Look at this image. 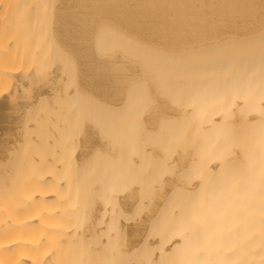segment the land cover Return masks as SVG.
Listing matches in <instances>:
<instances>
[{
  "label": "bare ground",
  "instance_id": "bare-ground-1",
  "mask_svg": "<svg viewBox=\"0 0 264 264\" xmlns=\"http://www.w3.org/2000/svg\"><path fill=\"white\" fill-rule=\"evenodd\" d=\"M170 1L0 0V264H58L61 246L83 255L81 264H264V15L238 14L236 0V8L226 0L236 14L202 13L200 0L201 13L214 15L209 25L188 16L177 28L168 6L180 16L188 1ZM159 12L176 26L167 29L164 16L165 26L146 22ZM42 16L54 17L45 33L33 27ZM52 35L77 54L76 64L63 58L75 64L71 89L72 78L58 82L62 56L38 68ZM24 81L33 92H20ZM54 91L63 94L51 106L62 119L51 128L63 137L73 125L75 163L52 158L41 169L37 160L33 173L11 156L6 163L19 153L33 96Z\"/></svg>",
  "mask_w": 264,
  "mask_h": 264
},
{
  "label": "rangeland",
  "instance_id": "rangeland-1",
  "mask_svg": "<svg viewBox=\"0 0 264 264\" xmlns=\"http://www.w3.org/2000/svg\"><path fill=\"white\" fill-rule=\"evenodd\" d=\"M173 1H174V2H173ZM176 1H177V0H171L170 2H173V3H174V4H172V5L178 4L179 7L182 5L181 10H183V12H185V13L182 12V13H181L182 15L179 16L178 14H176V11H175L176 8H178L177 5L170 7L171 5H169V3L166 4V10H167L168 8H169L168 10H171L173 7H174V8L176 7L175 10H174V8H173V10H172L173 12H170V13L168 14V16L171 17V16L174 15V14H175L176 16H178V17H177L178 19L176 18V19H177L176 23L179 22L178 24H180V22H181V24H180V27H177V28H181L184 24H186V23H184V21L187 22V20H188L187 23H190V25L193 24L192 21L194 22V24H197V23H198L199 21H201V20L204 21V24L209 25V24L207 23V20H206V19L210 18V17L213 15V14L211 13V12H213V11H214L213 13H214V14L217 13L218 16H219V13H220V15H222V14H223V15H224V14L232 15V14H236L235 12H237V13L239 12L238 14H240L242 11H244V10L247 8L246 11H245V13L242 12L243 15L246 16V17H248V16H254L253 14L256 13V12L259 13V14L256 13L257 15H262V13H263V15H264V7H263V6H264V2H263L264 0H259V1H258V0H256V1H255V0H253V1L250 0V2H246V0H244V1L236 0V1L239 2L240 4L237 3V2L234 1V0H228L229 3H232V2L234 1L232 4H234L235 6L232 5V4H229L226 0H224V1L222 0V2H221V0H220L221 4L224 3V2L226 3V5L223 4L224 6H223V5H220V6L217 5L218 3H220V2H218L219 0H215V1H217L218 3L215 2V1H213V0H211L213 5H210L211 1L209 2V0L207 1L206 4H204V2H206V0H203V1H202V0H201V1H200V0H193L194 2H192V1H190V0H187L188 2H187V1H183V2H187V4H188L187 6H186V3L184 4V3L182 2L183 4L180 3V4H181V5H180L179 3H176ZM178 1H180V0H178ZM189 1H190V2H189ZM196 1H200V2L197 3ZM247 1H249V0H247ZM257 1H258V2H257ZM191 2H192V3H191ZM208 2H209V3H208ZM235 2H236V4H237V6H238V5L241 6V5H242V2H243V5L245 4L247 7H245V6L242 5L243 8L245 7V8L242 10L241 7L238 6V8H237V9L239 10V11H238V10L235 9V8L237 7L236 4H235ZM245 2H246V3H245ZM251 2L253 3V5H254L255 3H257L258 5L256 4V5L252 6V3H251ZM254 2H255V3H254ZM260 2H261V3H260ZM193 3H194V5H193ZM196 3H197V5H199V6L201 5V6H200V7L197 6ZM214 3H216V4H214ZM227 3L229 4V6L232 5V6H230L231 8L228 7ZM247 3H249V5H248ZM170 4H171V3H170ZM190 4H191L193 7H194V6H197V9H198L199 11H200L199 8H201L202 13H204V12H203L204 10H206V11H207V10H209V11L212 10V11H211L210 13H208L209 11L207 12V14H209V16L206 15V12H205L204 15H206V16H204V15L201 13V11H200V13H201V14H200V13L198 12V10L195 9L196 7H194V9H195V13H194V10H192L193 14H190V13H191V11H190L191 8H189V11L187 12L188 7H192V6H190ZM202 4H203V5H202ZM262 4H263V5H262ZM167 5H169L168 8H167ZM184 5H185V6H184ZM205 5H206V6H205ZM207 5H208L209 7H210V6H211V7L209 8ZM216 5H217L218 7H215ZM259 5H260V6L262 5V6L260 7ZM202 6H204V8H202ZM221 6L226 7V8L224 9V8L221 7ZM233 6L235 7L234 9H232ZM250 6H251V7H250ZM256 6H257V7H256ZM185 7H187V9H185ZM193 7H192V8H193ZM198 7H199V8H198ZM206 7H208V9H207ZM252 7H253L254 9H253ZM259 7H260V8H259ZM262 7H263V8H262ZM182 8H183V9H182ZM211 8H212V9H211ZM215 8H219V9H216V10H215ZM221 8H222L223 10H225V11L227 10L228 13H227V12H224ZM227 8H228V9H227ZM239 8L241 9V11H240ZM178 9H179V8H178ZM202 9H204V10H202ZM231 9H232V14H231V12H230ZM250 9H251V10H250ZM168 10H167V11H168ZM184 10H185V11H184ZM217 10H218V11H217ZM219 10H220V12H219ZM233 10H234V11L236 10V11L234 12ZM247 10L251 11V14H250V15H249L250 12L247 11ZM252 10L254 11L253 14H252ZM256 10H258V11H256ZM260 10H261V11H260ZM222 11H223V12H222ZM135 12H136V13H135ZM135 12H134V15H133L132 19L134 18L135 23H137V21L139 22V21L141 20V19H140V16H139L140 12H139V13H137L138 11H135ZM218 12H219V13H218ZM221 12H222V13H221ZM233 12H234V13H233ZM164 13H165V11H164ZM172 13H174V14H172ZM186 13H187V15H183V14H186ZM188 13H189V15H188ZM197 13H198V14H197ZM242 13H241V14H242ZM247 13H248V14H247ZM136 14H137V16H136ZM171 14H172V15H171ZM194 14H195V15H194ZM210 14H211V15H210ZM217 14H215V16H217ZM256 14H255V16H256ZM165 15H167V14H162L161 12H159V14L152 15L153 18H154V17H158L157 19L154 18V20H153V18H150V19L147 20L146 22L150 21L151 23H148V24H151V25H152V24L157 25L156 22H158V21L160 20L161 16H164V17H162V19H163L164 22H165L164 24L166 25V24H168V22H169V25H171V26H168V27H167V25H166V28H167V29H168V28L171 29L172 26H176V25H174V23H171V22H175V20H174V21H173V20H170L171 18L168 20V19H166L168 16L166 17ZM191 15H192V17H191ZM152 16H151V17H152ZM188 16H189V18H190L191 21H189V19H187V18H186L187 20H184L185 17H188ZM213 16H214V15H213ZM44 17H45L46 19H44ZM51 17H52V16H51ZM51 17H48V16H42V18L40 17V20L42 19L41 22H43V24H42L41 22H38L39 25L34 23L35 26H33V27L38 28V29H41V30H45V27H47L46 24H47V23L49 24L50 21H51V22H50V24H51L52 21H54V20H53L54 17H53V18H51ZM137 17H139V18H137ZM159 17H160V18H159ZM182 17H184V18H182ZM193 17H194V18H193ZM49 18H50L51 20H50ZM58 18H59V17H57V19H58ZM179 18H180V20H179ZM196 18H197V19H196ZM24 19H25V18H24ZM26 19H27V18H26ZM130 19H131V18H130ZM132 19H131V20H132ZM137 19H138V20H137ZM158 19H159V20H158ZM162 19H161V21H162ZM181 19L184 20V21L182 22ZM193 19H195V20H193ZM44 20H48V21L50 20V21L48 22V21H44ZM55 20H56V17H55ZM134 20L132 21L133 24H134ZM136 20H137V21H136ZM198 20H199V21H198ZM155 21H156V22H155ZM161 21H159L158 23H161V25L165 26V25L163 24V21H162V22H161ZM166 21H167V22H166ZM170 21H171V22H170ZM195 21H197V23H195ZM132 22H131V23H132ZM153 22H154V23H153ZM40 23H41V25H43V26H41ZM183 23H184V24H183ZM191 23H192V24H191ZM201 23H202V22H201ZM24 24H25V23H24ZM24 24H22L21 27H27V24H25L26 26H24ZM34 24H33V25H34ZM28 25L30 26V25H32V24L28 23ZM181 25H182V26H181ZM188 25H189V24H188ZM188 25H187V26H188ZM38 26H39V27H38ZM159 26H160V24H159ZM185 26H186V25H185ZM185 26H184L182 29L187 28V27H185ZM33 27H32V28H33ZM40 27H41V28H40ZM43 27H44V29H43ZM47 28H49V25H48ZM77 29H78V30H82V29H79L78 26H77ZM46 30H47V29H46ZM46 30H45L43 33L48 32V31H46ZM94 31H95V29H94ZM41 32H42V31H41ZM70 32H71V31H70ZM70 34H72V33H70ZM110 34H111V36L109 35L108 37H113V36L123 35L122 32L119 33V34H117V33H110ZM30 35L33 37V34H32V33H30ZM41 35H42V34L40 33V38L42 37ZM3 36L5 37V35H3ZM31 36H28V38H31ZM52 38H53V39H51V41H48L49 43H47V44H49V48H48V46H46V50H45V51L47 52V57H48V58H47V57H44V58L42 59L43 61L41 62V64H39L38 68L45 69V67H46V69H47V67H49V65L51 66V64H53L54 62L59 61V59H60V61H61V57L59 58V56H62V59H63V58H67V57H65V56H68V58L70 57V60H71V59H72V60H75V61H73V63L75 62V64H76L77 61H78V60L76 61V59H77V54L74 53V52H75L74 49H71V48L68 47L67 42L63 40L64 37H62V38H60V39L55 38V39H56V40H55L54 37H53V35H52ZM94 38H96L95 35H94ZM43 39H44V38H43ZM58 40H60V41H58ZM61 40H63L64 42H63V41L61 42ZM56 41H57V42H56ZM62 43H63V44H62ZM113 43H115V42H112L111 44L109 43L110 46H113V45H114ZM117 43L119 44V42L116 41V43H115L114 46H117V45H116ZM66 44H67V45H66ZM52 45H53V46H52ZM54 46H55V47H54ZM56 46H57L58 48H59V46H60L61 48H59V50H58V49L56 48ZM63 46H64L65 48H63ZM114 46H113V48L111 47V48L113 49V51H114ZM48 49H49V50H48ZM56 49H57V50H56ZM69 49H70V51H69ZM47 50H48V51H47ZM61 50H62V51H61ZM71 50H72L73 52H71ZM98 50H99V49H98ZM50 51H51V52H50ZM63 51H64V52H63ZM65 51H66V52H65ZM68 51H69V52H68ZM95 51H96V50H95ZM95 51H94V52H95ZM115 51H116V50H115ZM96 52H98V51H96ZM50 53H52V54H50ZM58 53H59V55H58ZM64 53H65L66 55H65ZM72 53H73V54H72ZM61 54H62V55H61ZM63 54H64V57H63ZM71 54H72V55H71ZM45 55H46V54H45ZM74 55H76V56H74ZM50 56H51V57H50ZM54 56H55V57H54ZM72 56L75 57V59H73ZM57 57H58L59 59H58ZM63 60H65V59H63ZM70 60H67V61L65 60V61H64L65 66L63 65L64 67L61 69V70H62V74L64 73V74L61 76L62 79H60L61 77H58V78H59L58 82H59L60 84H61V82H62L63 80H65L64 78H66V80L72 78L71 80H69L70 83L68 82V84H67V85H68L67 87H68V88L70 87L69 89H71V87L73 88V85H74V84H73V81H74V80H73V78H74V74H73V72H75V71H72V68H71V67H72L73 65H75V64H73L72 62H70ZM72 60H71V61H72ZM111 60H113V59H111ZM46 61H47V63H49V65L46 63ZM48 61H49V62H48ZM68 61H69L70 63H68ZM71 63H72L73 65H72ZM66 64H67V65H66ZM69 65H70V66H69ZM28 67H29L30 69H29V68H25V69H24V72H25V71L28 72L29 70L32 71V69L36 68L35 66L33 67V65H32L31 67H30V66H28ZM31 68H32V69H31ZM38 68H37V69H38ZM65 68H66V69H65ZM27 70H28V71H27ZM73 70H74V69H73ZM30 71H29V72H30ZM64 71H65V72H64ZM22 72H23V70H22ZM26 72H25V73H26ZM25 73H22V74H25ZM81 74H82V73H81ZM26 75H27V74H26ZM72 75H73V77H72ZM64 76H65V77H64ZM63 77H64V78H63ZM58 78H57V79H58ZM60 80H61V81H60ZM59 83H57V84L59 85ZM5 84H6V85H4V88H5V86H8V87H9V85H8L7 83H5ZM23 84H24L25 86H23V85L21 86V83H20V86L22 87V89H23L24 91H23V90H22V91L20 90V88H21L20 86H19L20 88H18V89H16V90H18V91L20 90V92H25V93H26V91H27V92H28V91L30 92V91H31L30 89H32V88L34 87V86H31V85H30L31 83H30V84H29V82L26 83V81H24ZM72 84H73V85H72ZM29 85L31 86V88L29 87ZM36 86H37V85H36ZM29 88H30V89H29ZM53 89H54V88H53ZM25 90H26V91H25ZM51 91H52V90H51ZM63 91H64V90H63ZM85 91H86V90H85ZM31 92H33V91H31ZM56 92H57V91H54L53 93H50V92H49L50 95H48V94H46V93H45L44 95H43V93H42L41 95L38 94V95H36V96H37V99H34V96H33V99H32V100H36L35 103L37 102L36 104L33 103V105L36 106V109H37V110L33 107V105H31L32 107L30 106V109H29V110L27 109L29 112L26 110V112H24V114H22V116H24V118H22V119L25 120V117H26V116H27L26 118H28V120H25V121H29L30 118H31V120H33L32 118H34L35 116H36V117H40V118L44 117V120H43V118L41 119V120H43L44 123H43V122H42L43 124L38 123V125L36 126L37 122H36V124L34 125V124H33L34 122H33V123H32V122L30 123V121H31V120H30L28 123H27V122L25 123V121H24V124H21V127H22V126H23V127L20 128L21 130L19 129V130H20V133H19V134H21V136H22V135H24V136H23V137L19 136V139H17V141H18V142H17V144H18L17 152H19L20 154H19V153H16L15 151L12 152V155H11V153H10V155L8 154V155H7V158L9 157V159L6 160V163L11 164V163H12L11 161H13V160L16 159V161L19 162L20 165H21V163H22L20 170H24V169L28 170V169H30V171H32V173H33V167L35 166V162H36V165H39L38 162H40V166H41V165H42V166H41V167L38 166V167L41 168V169L44 168L45 166L48 167L49 165L54 166L55 164H57V165H61V166H63V165L66 164L65 166H69V164H70V166H72V165L75 163V162H74V161H75V159H74V158H75V156H74L75 154H74V153L77 151V150H75V148L78 149V148H77V146H78V141H77V140H79V139H78V137H77L78 134H76V132H74V130H72L73 125H72V127L68 125L69 128H67V129H66V128L63 129V131H64V130H65V131L68 130L67 132H69V134H68L67 132H65V131H64V132H65V134L67 133L66 135H71V136H66L65 134H62L63 137H59V135L57 136V132H58V131L56 132V129H54L55 132L52 130V129L55 127V126H54L55 123H56L55 121H57V120L60 121V120L62 119L60 116H59V119H58V115L55 114L56 112H55V113L53 112V108L51 107V106H52V102L55 103L56 101L60 100L61 98L63 99V97L58 96V95H63V94H59V93H58V95H57ZM60 93H62V92L60 91ZM26 94H27V93H26ZM53 94L56 95V96H55V97L52 96ZM28 95H29V94H28ZM30 95H31V93H30ZM39 95H40V96H39ZM46 95H47L48 97H46ZM26 96H27V95H26ZM36 96H35V97H36ZM38 96H39V97H38ZM42 96H43V97H42ZM44 96H45L46 98H45ZM49 96H50V97H49ZM51 96H52V97H51ZM92 97H93V96H91V97L89 96V98H91V99H94V98H95V97H94V98H92ZM43 98H44V99H43ZM49 98H50V99H49ZM54 98H55V99H54ZM58 98H59V99H58ZM89 98H87V99L90 100ZM84 99H85V98L83 97V99H79V100H84ZM87 99H85V101H86ZM54 100H55V101H54ZM45 101H46V103H45ZM50 101H51V102H50ZM85 101H84V102H85ZM90 101H91V100H90ZM92 101H95V99L92 100ZM33 102H34V101H33ZM60 102H63V101L60 100ZM85 103H86V102H85ZM92 103H96V101H95V102H92ZM40 104H41V105H40ZM42 104H44V105L42 106ZM50 104H51V105H50ZM61 106H62V107H61ZM39 107H40L41 109H40ZM60 107H61V108H64L63 105H60ZM33 108H34V109H33ZM146 108H148V106H147ZM42 109H43V110H42ZM44 109H45V110H44ZM33 110H34V112H32ZM48 110H49V111H48ZM27 112H28V114H27ZM146 112H147V113H146ZM146 112H145V114L148 115V110H147ZM32 113H35V114L32 115ZM39 113H40V114H39ZM42 113H43V114H42ZM50 113H51V114H50ZM53 113H54V114H53ZM52 114H53V115H52ZM30 115H31V116H34V117H31ZM41 115H42V116H41ZM44 115H45V116H44ZM56 115H57V116H56ZM124 115H130V113H128V111H124ZM49 116H50V117H49ZM46 117H47V118H46ZM48 117H49V118H48ZM56 118H57V120H56ZM51 121H52V122H51ZM45 122H46V123H45ZM67 122H68V121H67ZM69 122H70V121H69ZM52 123H54V124H52ZM61 123H62V122H61ZM64 123H66V122H63V124H64ZM70 123H71V122H70ZM70 123H69V124H70ZM46 124L49 125L50 128H48ZM66 124H68V123H66ZM66 124H64V126H65ZM71 124H73V123H71ZM28 125H29V126H28ZM41 125H43V126L46 125V126H44V127L42 126V127H43V128H42V127H40ZM52 125H53V126H52ZM77 125H78V124H77ZM142 125H143V124H142ZM25 126H28V127H25ZM32 126H33V127H32ZM38 126H39V127H38ZM61 126H62V125H61ZM74 126L76 127V128L74 127L75 129H77V130L80 129V128H77L76 125H74ZM45 127H47L48 129H46ZM51 127H53V128H51ZM65 127H67V126H65ZM62 128H64V127H62ZM70 128H71V129H70ZM74 128H73V129H74ZM41 129H42V130H41ZM49 129H50L51 131H50ZM39 130H40L41 132H40ZM59 130H60V129H59ZM69 130H70V131H69ZM37 131H38V132H37ZM52 131H53V132H52ZM78 131H79L78 133H80V130H78ZM46 132H47V133H46ZM60 132H61V131H60ZM73 132H74V133H73ZM39 133H40V135H41L42 137L39 135ZM45 133H46V134H45ZM50 133H52V134H50ZM53 133H54V134H53ZM62 133H63V132H62ZM43 134H44V135H43ZM48 134H49V135H48ZM60 134H61V133H60ZM75 134H76V135H75ZM46 135H47V136H46ZM51 135H52V136H51ZM62 135H61V136H62ZM35 136H36V137H35ZM45 136H46V137H45ZM49 136H50V137H49ZM55 136H56V137H59V138H61V139H58V138H56ZM65 136H66V138L68 137V139H66ZM52 137L55 138V139L52 140ZM17 138H18V137H17ZM34 138H36V139H34ZM45 138H46V139H45ZM49 138H50V139H49ZM64 138H65V139H64ZM73 138H74V140H73ZM20 139H21V140H20ZM22 139H23V140H22ZM56 139H58V140H56ZM62 139H63V140H62ZM69 139H70V140H69ZM75 139H76V140H75ZM95 139H96V137H95ZM19 140H20V141H19ZM34 140H35V141H34ZM48 140H49V141H48ZM65 140H67V141H65ZM37 141H38V142H37ZM68 141H69V142H68ZM34 142L37 143V145H36ZM44 142H46V143H44ZM47 142H48V143H47ZM58 142H59V143H58ZM66 142H67V144H66ZM93 142H94V139H93ZM49 143H50V144H49ZM52 143H54V146H52V145H53ZM57 143H58V144H57ZM60 143H61V144H60ZM19 144H20V145H19ZM29 144H30V146H29ZM34 144H35V145H34ZM55 144H56V145H55ZM68 144H69V145H68ZM73 144H74V145H73ZM76 144H77V145H76ZM40 145H41V146H40ZM59 145H60V146H59ZM64 145H65V146H64ZM36 146H39L40 148H39V147H36ZM48 146H49V147H48ZM58 146H59V147H58ZM72 146H74V148H73ZM64 147H65V148H64ZM71 147H72V148H71ZM20 148H21L22 150H21ZM25 148H26V149H25ZM36 148H37V149H36ZM38 148H39V149H38ZM50 148H51V149H50ZM52 148H54V149H52ZM56 148L58 149V152H56V151H57ZM18 149H19V150H18ZM48 149H49L50 151H53V150H54V151L56 152V154H57V153H58V154L55 155V154H54V153H55L54 151H53V152H50V151H48ZM71 149H73V150H71ZM20 150L22 151V153H21ZM24 150H26V151H24ZM40 150H41V151H40ZM42 150H43V151H42ZM74 150H75V151H74ZM42 152H43V153H42ZM48 152H50V153H48ZM61 152H63V153H61ZM64 152H65V153H64ZM25 153H26V154H25ZM51 153H52V154H51ZM70 153H71V155H69ZM36 154H39V156L36 155ZM40 154H42V155L40 156ZM43 154H44V155L47 154L48 156H47V155L44 156ZM53 154H54V155H53ZM60 154H61V155H60ZM73 154H74V155H73ZM20 155H21V156H20ZM49 155H50V156H49ZM59 155H60L61 157H60ZM72 155H73L74 157H73ZM10 156H11V159H12L11 161H10ZM37 156H38V157H37ZM52 156H54V157H52ZM167 156H168V155H167ZM172 156H174V154H172ZM25 157H26V158H25ZM43 157H44L45 159H44ZM71 157H72V158H71ZM169 157H170V154H169L168 157H166V159H168ZM14 158H15V159H14ZM17 158H18L19 161L17 160ZM39 158H40V159H39ZM42 158H43V160H42ZM47 158H48V159H47ZM52 158H53V159L58 158L59 161L61 162V164L59 163V161H57V163H56V160H55V162H54L55 164H54V163H53V164H49V163H47V162H50V163L53 162L54 160H53ZM60 159H61L62 161H61ZM73 159H74V160H73ZM169 159H170V160H169ZM169 159H168V163H169V162L172 163V161H171V160H173L172 157H170ZM37 160H38V162H37ZM40 160H41V161H40ZM46 160H47V161H46ZM50 160H51V161H50ZM174 160H175L176 162H175ZM174 160H173V163L175 162L176 164H175V163H174V164L177 165V164H178L177 159H174ZM34 161H35V162H34ZM44 162H45L46 164H45ZM166 162H167V160H166ZM24 163H25V164H24ZM102 164H103L102 162H101V163H100V162L95 163V164H94L95 169H101V168L103 167ZM174 164H171V165H174ZM35 167H37V166H35ZM49 167H50V166H49ZM22 168H23V169H22ZM95 169H94V170H95ZM67 170H68V169H67ZM65 171H66V170H65ZM26 172H27V174H28V171H26ZM22 173H24V172H20V175H21V176L23 175ZM86 173H87V171H86ZM27 174L24 173V176H23V177H29V176H27ZM28 175H29V174H28ZM146 187H147V185H146ZM145 189H146V188H145ZM146 196H147V195H146ZM146 198H147V197H146ZM145 201L147 202V199H146ZM57 206H58V204H57ZM124 212H125V211H124ZM137 215H139V213H136V214H135V217H137ZM29 216H30V215H29ZM120 216H121V213H120ZM122 216H123V214H122ZM25 218H28V217H25ZM30 218H31V217H30ZM121 218H122V217H121ZM130 219H131V218H130ZM58 249H61V251H60V250H59V251H58V250H55L54 253L52 254V258L54 257V260L51 258L52 261H55V263H56V260L58 259V260H60V261L57 260V261H58V264H64L65 262H64V263H63V262L60 263V262L63 260L61 257L64 258L63 261H66L65 264H75V262H76V264H81L82 261L85 262V260H84L85 257H84L83 255H80L81 257H80V256H77V257H76V256H74V255H73L74 257H73V256H70V254L72 255V254L75 253L74 249L71 251L72 253L69 252V254L66 252V251H68V250H67V249L64 250V249L62 248V246H61L60 248H58ZM63 250H64L65 252H64ZM56 251H57V252H56ZM62 251H63V252H62ZM73 251H74V253H73ZM62 253H63V254H62ZM66 254H67V255H66ZM68 255H69V257H68ZM57 256H58L59 258H58ZM72 257L75 259V262H74V259H73V261H72V259H71ZM75 257H76L77 259H76ZM78 257H79V258H78ZM81 258H83V260L80 262ZM55 259H56V260H55ZM61 259H62V260H61ZM78 261H79V262H78ZM56 264H57V263H56Z\"/></svg>",
  "mask_w": 264,
  "mask_h": 264
}]
</instances>
